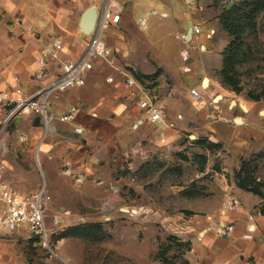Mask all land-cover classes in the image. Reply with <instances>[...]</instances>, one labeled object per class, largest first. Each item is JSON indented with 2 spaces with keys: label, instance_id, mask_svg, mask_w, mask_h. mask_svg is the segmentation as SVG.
Returning a JSON list of instances; mask_svg holds the SVG:
<instances>
[{
  "label": "crops",
  "instance_id": "crops-1",
  "mask_svg": "<svg viewBox=\"0 0 264 264\" xmlns=\"http://www.w3.org/2000/svg\"><path fill=\"white\" fill-rule=\"evenodd\" d=\"M121 1L127 4L122 22L107 34V42L114 48L117 61L128 65L141 83L157 89L169 117H181L186 123L191 118L207 122L205 134L214 143L223 144V151L229 154L233 164H239L241 159L258 152L264 146V103L251 99L246 107L233 104L227 108L220 105H217V109L211 107L217 92L223 89L213 74L223 68L224 52L231 42L230 34L219 19L213 18L215 4L219 2L202 0L200 7L194 9L181 0ZM61 7V1L56 7L54 0H0V55H6V72L0 73V89L14 91L21 87L26 95H30L47 85L58 70L57 62H49L51 75L42 79H35L34 75L40 71L38 59L41 49L56 36L64 40L62 59L82 55L90 35L81 29L80 22L86 11L96 6L94 3L81 5L74 26L72 23H62L71 15L63 13ZM96 8L98 11L101 9ZM199 13L203 19L198 17ZM140 16L148 17L145 29L138 24ZM153 21L171 29L169 35L172 34L175 40L187 46L180 52L181 62L178 58L176 62L171 59L174 51L166 41L167 35L153 27ZM196 26L201 27V34L194 32ZM210 31H214L212 36L208 35ZM223 32L229 40L219 49L221 42L215 40ZM217 53L222 54V62L216 66L213 62ZM158 68L161 69L159 73ZM109 75H114V82L107 81ZM207 77L210 85L204 88L203 81ZM30 87L33 90L27 93L25 88ZM194 89L202 91L204 107L196 108L193 105ZM138 96L135 89L126 85L121 74L97 61L84 85L59 92L51 98L52 111L58 116L76 105L79 112L75 119L57 120L56 133L45 138L42 125H34L35 118L17 120L13 134L23 132L19 135L21 142L27 141L31 134H37L41 141V151L45 156L43 167L50 193H55L56 183L64 179V166L72 169L76 175L85 177L95 174L99 160L103 164L104 156L107 160L109 158L113 136L118 138L127 131L131 132L132 143L139 150L144 142L151 148L173 145L174 131L148 123L144 120L143 112L135 108L134 101ZM188 126L187 123L183 129ZM77 127H83L85 132L77 133ZM176 134L180 135V132ZM121 148L125 149L124 146ZM102 151H105V155L99 153ZM3 154L5 152H0V165L7 162ZM216 174L221 184L214 189L217 192L213 195L217 208L203 210L188 207L185 209L194 211V214L188 216L181 213L177 217L181 221L179 229L182 235L191 237L193 242L191 251L185 257L189 264H248V261L264 264V215L258 210L263 198L252 191L229 185L225 174ZM3 175L0 172V176ZM231 190L242 201L243 206L239 211L224 209V202ZM141 209L142 206L140 212ZM218 209L221 211L219 216ZM204 212L208 213V218L212 216L210 220L206 221L205 216L201 215ZM229 224H234L235 229L224 231ZM249 226L256 228L252 239L245 238ZM4 240L6 238H0V264L7 253Z\"/></svg>",
  "mask_w": 264,
  "mask_h": 264
},
{
  "label": "rangeland",
  "instance_id": "rangeland-1",
  "mask_svg": "<svg viewBox=\"0 0 264 264\" xmlns=\"http://www.w3.org/2000/svg\"><path fill=\"white\" fill-rule=\"evenodd\" d=\"M59 1L62 12L71 15L62 23H72L74 26L81 5L94 3L100 8L105 0H54L56 7ZM121 3L127 10V4L122 1ZM236 4L237 8L231 12L230 7L215 4L213 18L219 19L225 26L224 20L227 17H237L248 9L242 1ZM198 17L203 19L200 13ZM152 23L153 27L167 35L166 41L174 51L171 59L176 62L178 58L181 62L180 52L187 49V46L175 40L172 34L169 35L172 30L168 27L156 21ZM248 23L245 19L242 22L245 25L243 39L233 64V73L241 79L243 90L238 93L225 86L218 70L213 76L223 89L214 97L211 103L213 109H217V105L227 108L230 104L246 107V103L252 101L249 93L264 95V10L249 25ZM203 26L207 28V25ZM228 40L223 32L218 34L215 41L221 42L219 49H222ZM221 62L222 54H215L213 64L217 66ZM5 66L6 55H0V73L6 72ZM159 71L160 68L157 73ZM34 77L36 79V74ZM32 90V87L25 88L27 93ZM220 96L221 100L217 101ZM192 101L196 108L205 105L204 101ZM259 102L264 103V98ZM167 119L165 124L158 126L174 131L172 146L158 145L151 148L144 142L139 150L132 143L131 132L127 131V134H121L118 138L113 136L109 158L107 160L104 156L103 164L99 160L95 166V174L83 176L82 183L64 174V179L56 183L55 193L49 191L51 199L48 224L54 254L28 232L14 233L1 237L6 238L4 243L7 245L6 257L1 264H189L185 255L191 251L193 242L191 237L182 235L179 229L181 221L177 217L181 213L191 216L187 211L192 210L185 209L188 207L203 210L217 208L213 195L217 193L214 190L216 186L220 187L221 184L217 180L216 172L225 174L228 184L237 187H240V179L249 177L251 187L262 193L260 197L263 202L258 205V210L263 214L264 146L254 155L241 159L239 164H233L229 154L223 151L224 148L216 146L220 142L214 143L205 134L204 126L207 122H198L191 118L187 122L188 128L183 129L187 125L185 119L171 118L168 112ZM13 129L14 126L12 132ZM130 130L133 131L132 127ZM177 131L180 135L176 134ZM20 134L12 133L7 149L2 150L7 162H1L0 172L4 175L0 176V182L9 181L20 191L29 192L43 184V180H40L37 155L41 154L43 164L45 156L37 134H31L25 142H21ZM203 139H208V142H197ZM99 153L105 155V151ZM199 154L207 155V158L203 159ZM65 168L64 166L62 169ZM230 192L234 194L233 190ZM218 210L217 216L221 213ZM201 215L205 216L206 221L212 217L208 218L207 212ZM78 226L90 231L91 235L62 237L69 229ZM170 237L178 238L182 242H172ZM188 242L190 250L181 244ZM168 245L173 247L165 250ZM161 247L166 251L162 255Z\"/></svg>",
  "mask_w": 264,
  "mask_h": 264
},
{
  "label": "built area",
  "instance_id": "built-area-1",
  "mask_svg": "<svg viewBox=\"0 0 264 264\" xmlns=\"http://www.w3.org/2000/svg\"><path fill=\"white\" fill-rule=\"evenodd\" d=\"M190 8H198L202 0H181ZM220 5L230 7L231 2L244 0H217ZM124 5L120 0H105L101 7L95 27L90 34L89 40L82 55L78 58L67 57L62 59L64 40L60 36L53 38L51 43L41 49L39 56L40 71L36 77L39 79L51 75L49 62L58 63V70L54 78L35 93L26 95L21 87L14 91L0 89V149L7 148V143L12 136V128L17 120L37 116L40 117V125L43 128V138L56 133V121H72L78 115L79 109L72 106L66 113L56 115L51 108V98L73 87L82 86L86 83L88 74L95 68L96 62L101 61L121 74L128 87L135 89L139 96L134 101L135 108L143 112L144 120L150 124L163 125L167 122V110L156 88L141 83L133 74L128 65L120 64L115 56L114 48L107 42L108 32L120 25L123 18ZM138 24L142 29L148 26V17L140 16ZM196 34H201L199 26L194 27ZM214 31L208 33L212 36ZM108 82H114V75L107 77ZM192 98L196 103H203V93L194 89ZM76 132L83 134L85 129L77 127ZM38 168L41 173L43 184L31 192H22L9 181L0 182V238L17 232H28L32 237L51 253H55L51 243V229L48 224V211L51 196L46 181L45 170L40 154L37 155ZM66 176H70L78 183L84 181V177L76 175L69 167L63 169ZM241 199L229 194L224 202L226 211H239L242 209ZM58 222V221H57ZM234 224L224 227V231H233ZM255 227L249 226L245 234L246 239H252ZM248 264H254L248 261Z\"/></svg>",
  "mask_w": 264,
  "mask_h": 264
},
{
  "label": "trees",
  "instance_id": "trees-1",
  "mask_svg": "<svg viewBox=\"0 0 264 264\" xmlns=\"http://www.w3.org/2000/svg\"><path fill=\"white\" fill-rule=\"evenodd\" d=\"M243 4H245L248 9L245 10L244 12H242V15L239 16H229L224 20V28L228 31V33L230 34V36L233 38L231 39V42L229 44V46L227 47V49L224 52V65L223 68L219 71L221 78H222V82L225 86L231 88L232 90L236 91V92H241L243 90V87L241 86V79H239L238 77H236L234 72V62H235V56L238 54V52L240 51V42L243 39L242 34L244 33V28L245 25L242 24L243 20H247L249 23L247 25L250 24V22H252L253 20H255L256 16L262 11L264 10V0H244L242 1ZM238 4L233 5L232 7H230V12L234 11V9L237 8ZM242 19V20H240ZM239 43V44H238ZM249 97L253 100L259 101L261 99L264 98V95H255L253 93H249L248 94ZM198 143H205L208 142V139H203V140H198ZM211 145H213L211 143ZM218 148H222L223 145L222 144H217L216 145ZM199 157L206 159L207 155H203V154H199ZM244 169V167H243ZM240 177V174H239ZM241 178V177H240ZM249 182V183H248ZM250 179L249 177H244L243 179H240L238 185L240 186V188L248 190V191H252L256 194H258L259 196H262V193L259 190H256L254 188L251 187L250 184ZM188 213L192 214V211H187ZM264 214V212H263ZM78 235H85V236H90L91 233L90 231L85 230L83 227L78 226V227H73L71 229H69L67 232L64 233V235L62 237L65 236H78ZM170 239L175 242H182L180 241V239L175 238V237H170ZM182 245H186L187 249L190 250L191 246L190 243H181ZM172 245H168V248L165 250H169L170 248H172ZM164 249H162L161 247V255L164 254L166 251Z\"/></svg>",
  "mask_w": 264,
  "mask_h": 264
},
{
  "label": "water",
  "instance_id": "water-1",
  "mask_svg": "<svg viewBox=\"0 0 264 264\" xmlns=\"http://www.w3.org/2000/svg\"><path fill=\"white\" fill-rule=\"evenodd\" d=\"M233 5H235V2H231L230 7H232ZM98 14H99V11L97 10V8L92 7L90 9H88L86 11V13L83 15L81 22H80V27L86 34L90 35L92 33V31L95 27L97 18H98ZM34 125L35 126L40 125V117L39 116H37L35 118Z\"/></svg>",
  "mask_w": 264,
  "mask_h": 264
},
{
  "label": "bare ground",
  "instance_id": "bare-ground-1",
  "mask_svg": "<svg viewBox=\"0 0 264 264\" xmlns=\"http://www.w3.org/2000/svg\"><path fill=\"white\" fill-rule=\"evenodd\" d=\"M210 85V79L207 77L206 79H204L203 81V87L207 88ZM221 96L217 98V101L221 100ZM264 113V112H263Z\"/></svg>",
  "mask_w": 264,
  "mask_h": 264
}]
</instances>
